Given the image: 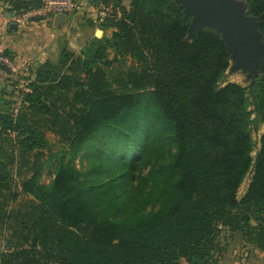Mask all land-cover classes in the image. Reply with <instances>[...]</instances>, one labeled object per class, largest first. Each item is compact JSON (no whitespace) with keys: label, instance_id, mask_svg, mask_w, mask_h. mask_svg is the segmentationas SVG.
Instances as JSON below:
<instances>
[{"label":"trees","instance_id":"16d2710c","mask_svg":"<svg viewBox=\"0 0 264 264\" xmlns=\"http://www.w3.org/2000/svg\"><path fill=\"white\" fill-rule=\"evenodd\" d=\"M125 1L91 0L110 6L100 22L110 34L35 66L17 112L15 99L0 101V230L10 232L0 264H217L220 225L264 252V134L252 156L264 77L221 85V32L188 39L192 16L176 0ZM245 1L264 41V0ZM11 4L16 13L42 0ZM48 133L67 150L46 185ZM89 149L98 154L78 168ZM153 155L150 189L135 195L134 167Z\"/></svg>","mask_w":264,"mask_h":264},{"label":"rangeland","instance_id":"374dc122","mask_svg":"<svg viewBox=\"0 0 264 264\" xmlns=\"http://www.w3.org/2000/svg\"><path fill=\"white\" fill-rule=\"evenodd\" d=\"M238 4L239 8L246 12L247 10L244 8V1L242 0H231ZM126 5H129V0L125 1ZM111 10V9H110ZM85 23L87 24L91 18H89L88 15L85 16ZM251 21H256V18H251ZM103 32H102V31ZM197 27H190L187 38L191 39L193 34L196 32ZM104 34H110V31H104L100 27V23L97 26V30H91V34L89 35V40L93 39L94 37H102ZM253 37L256 38V49H261L262 54L260 58L257 60L256 63L252 62H246L245 60H241L237 57H234L230 52V58H229V67L226 71V75L224 79L221 81V85H225L229 82H236L243 86H248L251 81L258 77L263 78L264 77V42L260 36L259 31L254 30ZM86 39V38H85ZM88 40V41H89ZM67 39L66 35H62L59 38V45L54 49L51 53L49 58L56 60L61 52V49L63 46H71L74 47V45L70 44ZM78 46H75V49H77ZM81 50V49H77ZM229 50V49H228ZM79 51H76L77 53ZM31 75H28L26 77H30ZM23 88H18L15 94H7L5 89L0 86V101L3 99H15L16 103L14 104L15 107L18 106L21 102V95ZM21 92V93H20ZM256 114L254 113L252 115V118H255ZM252 136L254 140V149L252 151V156L255 157L257 152L260 150L261 147V138L264 134V123L257 122L252 125ZM48 137L50 139V142L52 143L53 147L51 150H45V155L43 157V168H42V174L40 177V181L46 185H48L54 178L58 158L60 155L66 151L67 149L63 147L59 141L58 136H56L53 133H48ZM97 147V145H95ZM97 151H91L90 149L83 153L80 152L77 157L75 158V164L80 169H86L91 163L92 160L97 155ZM72 156L71 153H68L67 157ZM155 159V155L152 156V159H144V161H140L136 164L134 167L135 175L131 178L130 186L134 192V194L138 196H144L148 193L150 186L146 184L145 182V176L152 164V161ZM112 162L117 163L116 161L112 160ZM113 163V164H114ZM92 174H89V176ZM253 176V171L249 172L246 178L244 179L243 183L241 184L240 188L238 189L237 197L240 199L247 191L249 184L251 182V178ZM19 189H21V186L19 185ZM24 197L21 196V199ZM154 204V199L150 203V205L145 209L148 210L151 208ZM144 209V208H143ZM220 235L218 237V241L220 243L221 249L216 252V256H218V262L217 264H264V252L259 251L254 246V243L249 242L246 234L243 230H232L228 226H222ZM10 232L0 230V254L7 251L8 249V239H9ZM57 264V263H52ZM178 264H188L186 261L181 260L178 262Z\"/></svg>","mask_w":264,"mask_h":264},{"label":"crops","instance_id":"0c3cea01","mask_svg":"<svg viewBox=\"0 0 264 264\" xmlns=\"http://www.w3.org/2000/svg\"><path fill=\"white\" fill-rule=\"evenodd\" d=\"M81 7L70 14H56L38 17L20 25L14 20L16 10H11V0H0V52L14 60V83L18 88L27 89V84L35 76V66L49 58L59 45V38L66 35L71 50L79 51L89 40L91 30H97L101 21L92 17L91 0H79ZM248 11V3L245 1ZM90 21L86 24L85 16ZM103 32V31H102ZM86 38V39H85ZM75 49V46H78ZM31 75L30 77H26ZM17 91V90H16Z\"/></svg>","mask_w":264,"mask_h":264},{"label":"water","instance_id":"95a60500","mask_svg":"<svg viewBox=\"0 0 264 264\" xmlns=\"http://www.w3.org/2000/svg\"><path fill=\"white\" fill-rule=\"evenodd\" d=\"M176 2L184 8L186 17L192 16L191 28L210 26L221 32L234 57L252 63H256L260 58L262 50L255 48L256 38L253 37L254 30L259 31L258 22L251 21L250 17H255L248 15L247 11H242L238 4L231 0H176Z\"/></svg>","mask_w":264,"mask_h":264},{"label":"built area","instance_id":"2783aa9c","mask_svg":"<svg viewBox=\"0 0 264 264\" xmlns=\"http://www.w3.org/2000/svg\"><path fill=\"white\" fill-rule=\"evenodd\" d=\"M81 7L79 0H42V5L35 8H30L24 11L16 12L14 20L17 24L23 25L28 21L44 17L49 14H70L78 11ZM110 6L105 3L93 5L92 17L97 21H102L110 12ZM15 62L10 55L0 52V86L8 89L17 87L14 83ZM26 90V89H25ZM20 96V94H19ZM19 109L16 106L15 112Z\"/></svg>","mask_w":264,"mask_h":264}]
</instances>
